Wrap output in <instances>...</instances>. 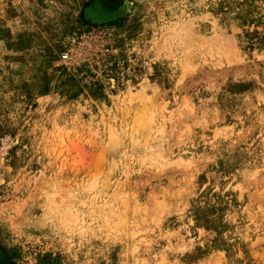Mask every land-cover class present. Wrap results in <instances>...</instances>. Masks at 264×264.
<instances>
[{"label": "rangeland", "instance_id": "374dc122", "mask_svg": "<svg viewBox=\"0 0 264 264\" xmlns=\"http://www.w3.org/2000/svg\"><path fill=\"white\" fill-rule=\"evenodd\" d=\"M0 264H264V0H0Z\"/></svg>", "mask_w": 264, "mask_h": 264}, {"label": "bare ground", "instance_id": "6f19581e", "mask_svg": "<svg viewBox=\"0 0 264 264\" xmlns=\"http://www.w3.org/2000/svg\"><path fill=\"white\" fill-rule=\"evenodd\" d=\"M93 14H94V11H93ZM90 15H92V13H90ZM90 17V16H89ZM93 21V20H92ZM142 121V120H141ZM138 125H139V123H138Z\"/></svg>", "mask_w": 264, "mask_h": 264}]
</instances>
